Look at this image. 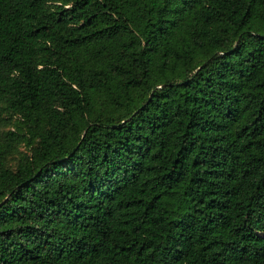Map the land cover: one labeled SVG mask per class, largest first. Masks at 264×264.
Listing matches in <instances>:
<instances>
[{
    "label": "trees",
    "instance_id": "trees-1",
    "mask_svg": "<svg viewBox=\"0 0 264 264\" xmlns=\"http://www.w3.org/2000/svg\"><path fill=\"white\" fill-rule=\"evenodd\" d=\"M0 264H264V0H0Z\"/></svg>",
    "mask_w": 264,
    "mask_h": 264
}]
</instances>
